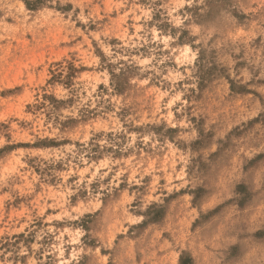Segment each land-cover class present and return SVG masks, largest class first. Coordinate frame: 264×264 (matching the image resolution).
<instances>
[{
	"label": "rangeland",
	"instance_id": "1",
	"mask_svg": "<svg viewBox=\"0 0 264 264\" xmlns=\"http://www.w3.org/2000/svg\"><path fill=\"white\" fill-rule=\"evenodd\" d=\"M0 264H264V0H0Z\"/></svg>",
	"mask_w": 264,
	"mask_h": 264
}]
</instances>
